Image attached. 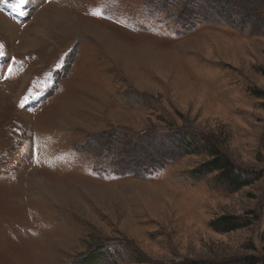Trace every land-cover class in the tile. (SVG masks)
I'll list each match as a JSON object with an SVG mask.
<instances>
[{
  "label": "rangeland",
  "instance_id": "rangeland-1",
  "mask_svg": "<svg viewBox=\"0 0 264 264\" xmlns=\"http://www.w3.org/2000/svg\"><path fill=\"white\" fill-rule=\"evenodd\" d=\"M190 262L264 264V0H0V264Z\"/></svg>",
  "mask_w": 264,
  "mask_h": 264
},
{
  "label": "trees",
  "instance_id": "trees-1",
  "mask_svg": "<svg viewBox=\"0 0 264 264\" xmlns=\"http://www.w3.org/2000/svg\"><path fill=\"white\" fill-rule=\"evenodd\" d=\"M209 153L212 156V159L200 167L198 170L199 176L216 171L218 173L217 179L225 183L230 188L238 189L247 184L246 180H241L238 175L235 174L233 163L225 155L221 154L217 150L215 151L214 149ZM211 225L217 231H231L240 227V224L233 217L225 216L214 220ZM187 264L199 263L190 262Z\"/></svg>",
  "mask_w": 264,
  "mask_h": 264
},
{
  "label": "snow or ice",
  "instance_id": "snow-or-ice-1",
  "mask_svg": "<svg viewBox=\"0 0 264 264\" xmlns=\"http://www.w3.org/2000/svg\"><path fill=\"white\" fill-rule=\"evenodd\" d=\"M24 2V0H20V3H23Z\"/></svg>",
  "mask_w": 264,
  "mask_h": 264
}]
</instances>
